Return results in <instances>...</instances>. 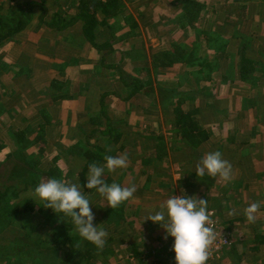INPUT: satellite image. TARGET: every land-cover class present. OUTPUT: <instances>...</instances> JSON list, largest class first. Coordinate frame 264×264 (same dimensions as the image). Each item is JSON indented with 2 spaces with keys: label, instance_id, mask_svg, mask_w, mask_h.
I'll return each instance as SVG.
<instances>
[{
  "label": "rangeland",
  "instance_id": "obj_1",
  "mask_svg": "<svg viewBox=\"0 0 264 264\" xmlns=\"http://www.w3.org/2000/svg\"><path fill=\"white\" fill-rule=\"evenodd\" d=\"M8 1H0L3 10ZM36 1L48 6V16L59 11L71 17L84 6L82 0ZM210 1L121 0L119 12L107 18L112 30L107 26L97 30L98 44L111 43L105 63L116 69L107 76L100 53L82 36L58 38L37 29L36 20L27 34L0 47V98L7 109L0 105V183L15 181L14 196L25 197L24 193L48 178L75 183L85 163L81 156L84 139L90 146L104 145L106 139L87 138L83 130L87 126L77 124L74 110H82L77 116L82 120L85 112L103 100V94H109L103 102L112 127L122 133L118 142L106 147L109 155L127 153L128 160L127 168L106 172L104 180L121 187L134 185L136 192L111 210L91 190L94 222L108 233L102 250L83 241L66 219L79 249L90 253L89 264H152V257L161 258L159 264L169 260L163 230L143 220L181 190L206 199L208 212L225 225L238 254L229 255L225 264H264V239L254 247L255 235H264V0ZM85 3L90 8V0ZM34 12L36 17L42 13L38 8ZM250 25L258 28L254 32L260 25V35L243 36L245 31L249 34ZM237 28L242 31L236 33ZM67 44L78 50L71 51ZM175 44L193 53L195 60L161 55L175 53ZM22 46L26 52L18 50ZM205 58L204 68L199 63ZM170 61L171 66L159 68ZM131 81L142 85L138 95L127 101L130 89L126 84ZM178 104L194 112L192 122L199 131H210L205 132L209 138L200 137L202 131L186 135L174 127ZM197 140L199 145L194 144ZM243 148L247 159L241 155ZM215 150L232 164L230 183L219 177L193 176L197 161ZM22 197L16 205L15 201L4 204L0 197V229L8 227L0 232V254L13 244L18 251L14 256L27 252L25 264H43L35 259L34 251L37 247L49 251L48 246L25 248L17 241L31 226L39 227L40 239H48L50 219L37 207L29 214L22 211ZM257 200L261 208L255 223H249L244 209ZM64 250L52 254L57 263L51 264L65 259ZM135 252L149 256L140 262L133 257ZM45 256V263L49 262L51 255ZM0 264H4L1 259Z\"/></svg>",
  "mask_w": 264,
  "mask_h": 264
},
{
  "label": "trees",
  "instance_id": "obj_2",
  "mask_svg": "<svg viewBox=\"0 0 264 264\" xmlns=\"http://www.w3.org/2000/svg\"><path fill=\"white\" fill-rule=\"evenodd\" d=\"M84 3V6L79 8V12L76 15H72L71 17L63 16L61 12L59 11H53L48 16V6L44 5L42 2L36 1V0H10L7 3V9L3 10L2 6H0V47L5 45L6 43L13 41L17 36L20 34H23L25 32H28L33 25H36L35 20L37 21V29L42 28L51 34L59 36V34L67 31L68 29H80L79 35L82 36L83 39H85L86 42L90 44V46L95 50L96 54L100 53V64L103 65L102 67L103 71H105V75L107 76V72L112 69H116L115 65L109 64V62L105 63L108 56L111 55V43H101L98 44L97 41V32L101 31L102 26H107L109 30H112V26L110 21L107 20L109 17V13L111 12H119L116 10H119L121 7V0H90L91 6L88 8L85 4L88 0H82ZM85 1V2H84ZM189 1L190 0H185ZM187 2H185L186 4ZM188 6V3L187 5ZM40 9L41 14L39 16H35V9ZM184 15V14H183ZM48 16V17H47ZM36 17V18H35ZM99 17H102L101 20H98ZM128 22H132V20H125ZM110 23V24H109ZM132 27L135 26L133 23L131 25ZM76 27V28H75ZM100 27V28H98ZM98 30V31H97ZM100 35V34H99ZM114 36H112L113 38ZM115 39V38H114ZM119 39V37H118ZM209 42V40L207 41ZM68 45V44H67ZM69 46V45H68ZM69 48H73L72 46H69ZM175 53L173 52H167L162 53L161 55L166 56L167 58H173V56H183L184 59L190 58L195 60L194 54L190 53L189 51H186L183 46L181 47L179 44L174 45ZM104 52V53H103ZM173 53V54H172ZM218 58L216 57V60ZM244 61V60H243ZM206 58L202 61V63L199 65L203 66L205 68L206 65ZM173 63L170 61L167 64H163L159 66V68H166L171 66ZM158 68V69H159ZM242 79H245L244 76H242ZM122 80L121 78H119ZM142 83L139 81H131L130 83L126 84V87L128 90L130 89L129 94L127 95L124 100L129 101L134 96L138 95L140 92ZM108 93H105L101 96L100 99H103L108 96ZM114 95V94H113ZM103 100L99 102L100 108L97 111L98 116H94L90 119V127L87 126L86 129L83 128V130L87 133V138L89 139H96V136L104 137L105 143L104 145H93L90 146L86 138L84 139V147L81 148V156L85 160V163L83 164V167L80 171H78V176L76 178L75 183H77L79 180L81 184L85 182V174L87 172V166L89 163H103V157L105 155H109L107 150V145L109 146L110 143H113L114 141H117L121 139V131H117L114 127H112V121L110 116L108 115V109L104 106ZM1 107L4 110H7L3 103L0 102ZM178 107V108H177ZM176 113L173 118V125L176 128H180L182 131H184V134H192L194 132H201L202 130H198L197 125H195L192 120L191 116L194 112H191L190 108L187 110L180 109L179 104L175 108ZM196 111V110H195ZM196 113H199V110H197ZM189 127V128H188ZM205 132L210 131H202L200 133V137H204V140L209 138L208 134ZM93 139V140H94ZM193 140L195 141L194 137ZM194 144H200V142L197 140V143L194 142ZM114 147V144L110 146V148ZM247 153V152H246ZM113 156V155H112ZM196 177L195 175H193ZM37 182V181H36ZM72 182V181H71ZM73 183V182H72ZM17 188V186H16ZM15 189V181L11 180L9 183H0V197L3 199V203L7 204L5 202L15 201V205L17 200L19 199V196L21 194H17L14 196V190ZM12 193L10 195V192ZM87 189H85V192ZM20 192V191H18ZM16 194V193H15ZM25 197H22L24 204L23 208H21L22 211L29 214L35 211V208L39 210V213H43L48 219H50L49 223V232L47 233L48 239H40L38 237V231L39 227L37 226H31L28 228V232L21 238H18V243L23 244V246L26 245L25 248L31 247L32 244H37L42 247V244L46 245V247H49V251L45 248H39L37 247L34 251L36 255L35 259L39 260L43 264H51V263H57V260L52 256V254L57 253L59 255V252L63 251L64 247H66V250H64L65 259L61 261L59 264H70L73 258L78 257V260L71 263V264H89L90 263V253L87 249L82 248L79 249L78 247V239L72 234L71 232V225L65 220L62 221L58 219L56 214L54 215L53 211L50 209H45L44 211L43 204L36 200V198L33 196V191H28L24 193ZM0 199V200H1ZM17 210L19 207H15ZM57 215H60L57 213ZM54 216V218H53ZM43 225V224H42ZM45 226L47 227V222L45 223ZM6 228H8L6 226ZM5 228V229H6ZM3 229V231L5 230ZM0 229V232H3ZM229 235V234H228ZM230 237V235H229ZM33 238V239H32ZM36 238H39L38 240H35ZM256 242H254V247L256 248L259 244L262 243L264 239V235H255ZM47 240V241H46ZM23 242H26L23 243ZM13 243V242H12ZM11 245L10 249L5 248L2 250L0 254V259L4 262V264H25L24 257L28 258L27 252L22 251L20 254H17L14 256L15 253L18 251L16 250V247H14L13 244ZM50 245V246H49ZM83 246H87V244H84ZM29 250V249H27ZM45 251V252H44ZM236 247L232 243V250L230 252V256H238L236 253ZM46 254L51 255L50 261L45 263V260L47 257ZM142 256V253H133V257L141 262L140 257ZM31 257V255H30ZM138 258V259H137ZM139 263V262H138ZM160 263V262H159ZM156 262V264H159ZM154 264V263H152Z\"/></svg>",
  "mask_w": 264,
  "mask_h": 264
},
{
  "label": "clouds",
  "instance_id": "obj_3",
  "mask_svg": "<svg viewBox=\"0 0 264 264\" xmlns=\"http://www.w3.org/2000/svg\"><path fill=\"white\" fill-rule=\"evenodd\" d=\"M128 155L118 157L105 155L103 163H89L83 185L66 182L62 179L48 178L38 183L33 196L51 209L58 219L70 220L79 237L96 249L102 250L108 233L100 223H95L93 206L89 198L95 190L107 204L116 209L133 198L136 192L134 185L121 187L117 183L108 184L104 180L106 172H114L127 166ZM196 177H219L222 181H232V164L222 157L219 150L209 151L201 157L195 166ZM85 189L88 191L85 192ZM261 208L259 200L252 202L244 209L249 223H255L256 213ZM59 213L60 215H57ZM144 221H150L163 230V238H171V251L174 253V264H207L210 247L216 240V232L208 214V201L188 195L181 190L180 195H171L159 208H154L146 215Z\"/></svg>",
  "mask_w": 264,
  "mask_h": 264
},
{
  "label": "built area",
  "instance_id": "obj_4",
  "mask_svg": "<svg viewBox=\"0 0 264 264\" xmlns=\"http://www.w3.org/2000/svg\"><path fill=\"white\" fill-rule=\"evenodd\" d=\"M4 2L5 0H0ZM214 229L216 232V240L210 247V255L207 264H225L226 258L228 257L229 250L232 248V241L226 231L225 225L219 224L212 212H208ZM172 240L169 238L165 240L164 248L166 249L165 255L170 259L166 260L163 264H174V253L171 251Z\"/></svg>",
  "mask_w": 264,
  "mask_h": 264
},
{
  "label": "crops",
  "instance_id": "obj_5",
  "mask_svg": "<svg viewBox=\"0 0 264 264\" xmlns=\"http://www.w3.org/2000/svg\"><path fill=\"white\" fill-rule=\"evenodd\" d=\"M212 1V0H211ZM210 1V2H211ZM210 5V4H209ZM208 5V6H209ZM205 8H208L207 6L205 7ZM209 8H211V7H209ZM211 9H213V8H211ZM237 21V20H236ZM263 22H264V16H263V20H262ZM253 25H250L249 27H250V30H249V34H247V31H245V33L246 34H243V36H252V38H253V36H256L258 33H259V35H260V25H259V30L258 31H256V32H254V30H257L258 28H256V26L254 25V27H252ZM76 28V27H75ZM69 30V33H66L67 31H65V32H63V33H61V34H59V36H58V38L62 35V36H68V35H72V36H75L76 38H78L79 37V39H80V35H79V30L80 29H72V28H70V29H68ZM239 31V29L237 28L236 29V33ZM242 30H240L239 32H241ZM25 34H27V32H25L24 34H22V35H25ZM250 34H252V35H250ZM262 37V36H261ZM251 38V39H252ZM18 42H19V40H18ZM60 42H62V41H60ZM249 42V41H248ZM251 43H253V40H251L250 41ZM26 48V46H22L21 48H19L18 50H20V51H22V53L23 52H26L24 49ZM75 48V50H76V48L77 47H74ZM74 48H71L70 50L71 51H73L74 50ZM78 50V49H77ZM76 50V51H77ZM1 96V95H0ZM3 96L0 98V102L2 103V101H3ZM79 99H77L76 98V101H77V103L79 102L78 101ZM74 101V100H73ZM108 101H110V100H108ZM100 102V101H99ZM79 104V103H78ZM104 106H105V103H104ZM99 108H100V104H98L97 106H95L94 108H92L91 110H89L88 112H85L84 114H82V115H84V118H82V120H79L78 118H77V116H78V114L79 113H81L82 112V110H74V112L75 113H73L74 114V119H77V124L78 125H82V126H89L90 127V124H91V122H90V119L92 118V117H94V116H98V113H97V111L99 110ZM72 114V115H73ZM71 115V117H73ZM73 125V124H72ZM242 153H241V155H242V157L243 158H246L245 157V155H247L248 153H246V150H245V148H243L242 149V151H241ZM247 159V158H246ZM245 159V163H247V160ZM248 164V163H247ZM251 167V166H250ZM125 168H127V167H125ZM231 250H232V248H231ZM231 250H229V254H228V256L230 255V252H231ZM146 253V252H145ZM145 253H142V256L140 257V259H146V257H148L149 256V253L148 254H145ZM145 255V256H144ZM228 258V257H227ZM152 259H153V261H152V263H154V264H156V262L157 261H160L161 260V258H154V257H152ZM227 260V259H226ZM226 262V261H225Z\"/></svg>",
  "mask_w": 264,
  "mask_h": 264
}]
</instances>
